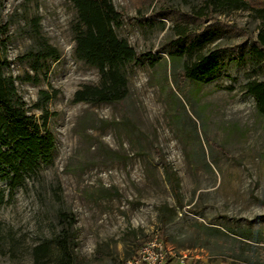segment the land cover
Instances as JSON below:
<instances>
[{
    "label": "rangeland",
    "instance_id": "374dc122",
    "mask_svg": "<svg viewBox=\"0 0 264 264\" xmlns=\"http://www.w3.org/2000/svg\"><path fill=\"white\" fill-rule=\"evenodd\" d=\"M253 1L264 7V0ZM112 3L138 17L117 35L151 60L127 66L123 101L89 104L73 102L75 91L97 83L99 74L75 57L72 4L0 0V25L10 24L7 73L34 76L33 19L60 54L37 83H15L29 113L49 117L55 151L51 165L0 204V264H36L34 246L65 226L59 211L75 217L79 264H124L155 236L166 264H264V117L245 90L247 82L264 80V60L254 49L264 36V14L248 6L196 20L192 10L202 0ZM180 27L192 40L188 53L179 46ZM177 51L188 62L214 56L220 69L198 92L178 74L175 85ZM41 91L56 94L43 102ZM158 152L180 178L178 201ZM7 188L2 178L0 189ZM40 264L60 262L53 255Z\"/></svg>",
    "mask_w": 264,
    "mask_h": 264
},
{
    "label": "trees",
    "instance_id": "16d2710c",
    "mask_svg": "<svg viewBox=\"0 0 264 264\" xmlns=\"http://www.w3.org/2000/svg\"><path fill=\"white\" fill-rule=\"evenodd\" d=\"M31 1L26 0L28 3ZM68 1L75 10V22L72 26L75 57L95 68L99 74L97 83L83 84L75 91L73 102L112 104L123 101L129 94L127 66L151 60L149 54L138 53L126 39L120 38L116 33V28H120L125 22L133 23L138 17L131 18L117 10L112 0ZM141 1L150 6L152 2L159 0ZM255 4L253 0H202L201 6L192 10V16L196 20H205L207 16L215 13L240 10L248 6L263 16L264 7H257ZM141 11V8H138V14H141ZM153 15L159 16L158 13ZM9 25V22L0 25V180L6 179L8 183L6 190L0 189V204L7 201L8 194L19 187L24 180L34 179L43 167L51 165L53 161L55 139L48 127L49 117L44 115L39 120L30 114L15 83L17 80L37 83L38 75L48 70V62L57 60L60 55L59 51L42 36L39 20L33 19L36 50H30L28 55L34 76L26 78L12 76L7 73L10 67L6 55ZM177 36L180 39L179 46L184 49L182 53H188L192 45L188 32L184 27H180ZM262 47H264V36L259 34L254 49L256 55L264 60ZM179 53L174 52L171 59L175 85L178 84L175 74H178L183 83H190L198 92L201 86L209 82L220 69V63L214 56L198 55L188 62L179 59ZM245 90L255 99L258 113L264 117V80L247 82ZM55 94L56 92L52 96L46 91H41L39 99L48 102ZM176 98L179 101V96ZM157 156L165 179L178 201L180 178L159 152ZM58 218L65 226L50 241L34 246L32 249L34 263H43L54 255L60 264H79L78 258L74 255L79 235L73 230L75 217L65 211H59ZM165 221L162 219V224Z\"/></svg>",
    "mask_w": 264,
    "mask_h": 264
},
{
    "label": "built area",
    "instance_id": "2783aa9c",
    "mask_svg": "<svg viewBox=\"0 0 264 264\" xmlns=\"http://www.w3.org/2000/svg\"><path fill=\"white\" fill-rule=\"evenodd\" d=\"M165 256L163 243L155 236L142 244L137 253L124 264H166Z\"/></svg>",
    "mask_w": 264,
    "mask_h": 264
}]
</instances>
